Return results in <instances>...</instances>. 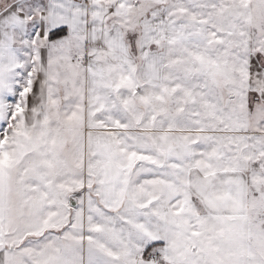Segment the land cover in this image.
Listing matches in <instances>:
<instances>
[{
  "label": "snow or ice",
  "instance_id": "6c2138e0",
  "mask_svg": "<svg viewBox=\"0 0 264 264\" xmlns=\"http://www.w3.org/2000/svg\"><path fill=\"white\" fill-rule=\"evenodd\" d=\"M0 264H264V0H0Z\"/></svg>",
  "mask_w": 264,
  "mask_h": 264
}]
</instances>
